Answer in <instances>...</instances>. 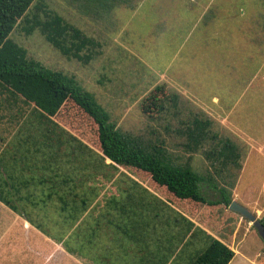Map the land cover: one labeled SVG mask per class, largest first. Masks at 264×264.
<instances>
[{
    "label": "trees",
    "instance_id": "obj_1",
    "mask_svg": "<svg viewBox=\"0 0 264 264\" xmlns=\"http://www.w3.org/2000/svg\"><path fill=\"white\" fill-rule=\"evenodd\" d=\"M34 1L0 0V91L34 107L7 151L0 152V201L71 254L95 264H229L236 254L231 233L217 234L209 227L208 232L170 200L112 170L132 166L149 172L173 197L229 207L235 181L222 184L215 175L223 176L231 168L241 170V147L214 131L213 121L201 115L183 120L184 126L177 128L185 136L182 144L188 155L174 154L162 139L122 130L74 76L45 68L12 39L14 24L22 18L27 35L39 30L68 58L88 64L102 54L103 42L98 38L67 21L45 0L32 5ZM68 1L101 18L110 15L118 2ZM69 99L97 124L101 152L70 134L78 143L74 147L66 137L68 130L54 119ZM179 101L165 83L157 84L142 110L152 116L171 104L177 107ZM196 153L208 160L206 171L193 167ZM103 178L117 190L101 203L98 184ZM205 187L217 195L211 197Z\"/></svg>",
    "mask_w": 264,
    "mask_h": 264
},
{
    "label": "rangeland",
    "instance_id": "obj_2",
    "mask_svg": "<svg viewBox=\"0 0 264 264\" xmlns=\"http://www.w3.org/2000/svg\"><path fill=\"white\" fill-rule=\"evenodd\" d=\"M45 1L49 8L61 14L67 21L103 42L102 54L88 64L75 58H68L47 41L39 30L27 35L23 29L25 22L21 20L22 18L14 24L10 34L12 39L24 46L29 57L45 68L74 76L78 84L96 98L110 113L111 121L117 122L122 130L144 135L156 141L162 139L171 152L184 155L186 152L182 143L185 136L180 134L177 128L184 126L181 123L183 120H189L188 108L192 113L196 108L189 107L186 103L182 106L178 104L177 107L171 104L164 112L160 114L155 112L150 116L143 113L142 103L156 83L164 80L169 82V88L172 86L177 88L172 85V79L177 74L185 71L181 77L186 80L189 72L198 73L202 70L203 46L206 43L198 36L202 29L200 27L202 21H197L194 15L198 4L203 3V0H196L194 3L190 0H118L114 11L104 18L92 11H84L77 2ZM242 1L247 3V0ZM230 6L235 7V4L231 3ZM191 29L194 33L187 41L186 37L192 32ZM215 44L214 42L210 46L211 54L204 62L212 77L221 70L217 64L219 57L230 53L228 47L224 53ZM189 62L194 66H188ZM164 69L167 71L165 78L161 75ZM202 78L201 74L193 77L195 81ZM175 92L189 100L186 98L187 93L182 92L181 85H178ZM190 93L200 99L195 104L201 107L202 100L210 103L211 95L218 94V90L205 92L203 83L197 82L195 90ZM191 101L197 102L196 99ZM33 111V105L25 103L21 97L12 96L8 91H0V152L7 151L12 136L19 127L24 126L26 116ZM54 119L68 130L66 136L68 139L71 138V134L93 150L101 152L97 124L72 99L64 103ZM248 125L249 131L256 132L258 139L249 140L246 136H243L244 138L241 136L252 145L251 152L245 155L248 151L247 146L240 144L243 153L241 160L244 162L241 170L234 168L230 171L225 170L223 176L215 175V179L222 184H226L223 180L234 179L232 199L247 207L259 219H264V123ZM227 136L229 134L225 137ZM71 140L74 141L72 138ZM77 144L74 141V147ZM191 163L198 171L203 172L210 168L208 160L201 153L194 154ZM112 173L116 176L131 177L148 186L170 200L174 207L204 221L215 233L225 235L231 233L230 243L236 254L229 264H264V241L252 222L240 213H233L223 204L205 206L192 200L173 197L166 187L160 186L152 179L149 172L132 166H119L112 170ZM98 185L100 186L98 199L101 203L116 193L117 187L112 181L103 178ZM205 190L211 197L217 195L209 187H205ZM1 211L3 215L0 217V226L31 228L22 216H18L3 203H0ZM52 244H55L54 240ZM61 252L62 249L60 251L59 248L53 250L52 264H63ZM76 257L69 255L66 264H76ZM85 264L93 263L85 260Z\"/></svg>",
    "mask_w": 264,
    "mask_h": 264
},
{
    "label": "crops",
    "instance_id": "obj_3",
    "mask_svg": "<svg viewBox=\"0 0 264 264\" xmlns=\"http://www.w3.org/2000/svg\"><path fill=\"white\" fill-rule=\"evenodd\" d=\"M190 1L196 2V0ZM231 3H234L235 7H231ZM194 18L202 21L200 26L202 29L198 36L206 43L203 46V68L198 73L189 72L186 80L181 77L185 71L172 79V85L177 88L181 85L182 92L187 93L186 98L189 100H185L176 93L177 88L174 86L169 88V82L164 80L162 82L172 92L179 95V105L186 103L189 107L196 108L193 113L188 108L189 117L201 115L211 119L213 130L216 127L214 131L221 136L229 134L227 137L239 146L241 143L247 146L246 155L251 152L252 145L244 141L243 136L249 140L258 139L256 132L249 131L248 124L264 123V0H247V3L242 0H203V3L198 4ZM191 30L192 32H189L186 37L187 41L194 33V30ZM214 42L215 46L218 45L224 53L228 47L230 53L219 57L217 64L220 65L221 70L212 77L208 67L204 66V62L210 56V46ZM221 42H223L222 45ZM192 65V62L188 63V66ZM166 72V69L161 71L162 77H166ZM196 74H201L202 80L195 81L193 77ZM172 75L174 76V72ZM162 82L156 84H162ZM197 82L203 83L205 92L218 90V94L211 95L210 103L202 100L201 107L195 104L200 99L190 93L195 90ZM193 99L197 102L191 101ZM242 164L244 165V162ZM149 190L154 192L152 189ZM0 203L3 202L0 201ZM174 208L190 218L196 225L210 232L204 221L192 217L180 208ZM2 215L1 211V218ZM27 223L30 224L29 221ZM21 235L26 237H21ZM52 240L33 225L31 228L22 229L17 226H0V264H52V252L58 248L60 251L62 249L63 264H66L69 255L77 256L76 264H85V260H88L71 254L55 240V244H52Z\"/></svg>",
    "mask_w": 264,
    "mask_h": 264
},
{
    "label": "water",
    "instance_id": "obj_4",
    "mask_svg": "<svg viewBox=\"0 0 264 264\" xmlns=\"http://www.w3.org/2000/svg\"><path fill=\"white\" fill-rule=\"evenodd\" d=\"M229 208L234 212L240 213L243 217L252 222V225L256 228L259 236L264 241V224L253 212H251L247 207L239 204L236 200L231 201Z\"/></svg>",
    "mask_w": 264,
    "mask_h": 264
}]
</instances>
